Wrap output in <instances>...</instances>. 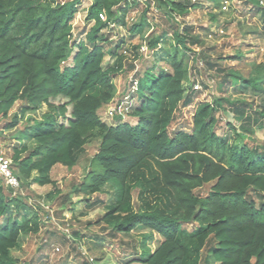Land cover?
<instances>
[{
    "label": "trees",
    "instance_id": "trees-1",
    "mask_svg": "<svg viewBox=\"0 0 264 264\" xmlns=\"http://www.w3.org/2000/svg\"><path fill=\"white\" fill-rule=\"evenodd\" d=\"M260 2L253 6L264 12ZM213 3L220 7L222 0ZM81 4L82 0H0V117L10 118L7 128L13 129L27 111L49 109L21 131L13 149L12 168L22 186L32 181L36 170L41 185L54 186L47 195L52 199L59 191L54 167L75 166L86 145L99 136L98 151L77 191L92 196L117 181V196L104 204L98 223L113 236L141 234L148 245L143 254H126L121 264H201L205 252L206 264H264V147L230 143L218 133V113L224 101H231L224 97L200 101L191 130H171L198 92L196 80L185 86L189 69H199L202 58L208 68L218 66L221 72L222 57L216 60L206 51L192 49L188 42L195 44L196 37L191 27L173 29L174 42L163 57L168 66L146 70L138 81V101L129 111L136 122L124 120L118 104L112 105L115 81L128 71L127 65L134 66L132 52L138 58L141 45H129L124 36L112 46L111 34L114 25L121 24L132 37L143 36L151 24L152 1L130 25L137 0H93L86 15L90 29L84 39H76L74 20ZM157 5L167 26L168 17L175 19L176 13L197 4L157 0ZM167 30L149 38L150 51L168 43ZM188 51L194 62L191 68L185 64ZM107 56L115 59L105 65ZM234 78L237 85L264 90L257 87L255 77L234 72L226 76L233 84ZM19 101L22 108L13 113ZM244 110L237 108V115L244 116ZM259 113L264 117V110ZM139 187L136 207L133 191ZM9 189L0 177V218L7 216L0 223V264H14L11 252L20 246L22 233H38L44 224L37 215L17 221L26 204ZM86 206L95 203L86 199Z\"/></svg>",
    "mask_w": 264,
    "mask_h": 264
},
{
    "label": "rangeland",
    "instance_id": "rangeland-1",
    "mask_svg": "<svg viewBox=\"0 0 264 264\" xmlns=\"http://www.w3.org/2000/svg\"><path fill=\"white\" fill-rule=\"evenodd\" d=\"M65 1V0H64ZM93 0H82L80 11L74 20V36L84 39L91 24L86 22L87 10ZM152 1L149 12L151 24L144 29V35L131 36L128 27L116 24L112 30L110 45H114L121 37L126 36L130 44H140V56L133 55V65H127L128 71H123L116 78L117 92L112 101L113 106H119V115L124 120L136 122L129 116V111L138 101V81L147 69L159 71L160 66H168L165 48H170L173 40V29L183 31L191 27L196 37V43L188 45L199 54L206 51L213 59H218L223 71L207 67L201 58L199 69H189L185 86L190 87L192 80H196L195 102L183 108L178 114L171 130L183 128L191 130L195 108L200 101H211L215 98L231 100L224 101V108L218 113L220 122L217 126L219 134H225L230 143H249L255 147H264V117L259 113L264 110V90H256L253 86L243 87L238 79H226L229 72L240 74L244 78L255 77L257 87L264 88V12L253 6L259 0L251 3L238 2V0H222L220 7L214 8L213 0H192L197 5L185 13H176V18L168 17L169 24H165L158 10L157 0ZM260 6H264L261 0ZM138 5L129 14V24H133L141 17L148 0H137ZM256 7V8H255ZM212 13L217 16L212 19ZM171 26V28L169 27ZM168 28V43L160 44L154 52L147 47L151 36L160 35ZM107 31V30H106ZM190 40V39H189ZM182 52V51H181ZM180 52V53H181ZM192 52V51H191ZM190 51L185 58L188 68L193 65ZM240 55V56H239ZM115 58L107 56L105 65L111 64ZM199 70V71H198ZM228 78V77H227ZM238 81V82H237ZM224 82L223 89H220ZM22 102L19 101L13 113L20 111ZM245 109L244 116H239L236 109ZM47 106L38 110H29L22 117L17 128L8 129L10 118L0 117V155L11 158L18 136L26 127L34 125L41 120L48 111ZM105 114V111H104ZM106 115V114H105ZM240 134L237 133L236 129ZM101 138L96 136L87 145L79 162L69 167L58 164L54 167L52 175L57 182L59 191H55L52 199H48L49 192L54 191L52 184L41 185L38 182V171L32 172V181L25 182L21 189L10 190L20 197L26 205L22 208L23 215L16 220L22 221L24 215L34 218L39 216L44 222L38 233H22L20 246L13 249L11 254L14 264H121L132 251L143 254L148 250L145 237L141 234H119L113 236L103 223H98L105 212L104 204L114 197L118 186L116 180L106 184L104 190L88 196L77 191V187L85 178L92 157L98 151ZM36 144L31 142V146ZM139 188L133 191L135 206L139 205ZM210 184L202 191L206 193ZM14 195V194H13ZM148 197H155L151 195ZM86 199L95 203L89 208ZM157 199V196L156 198ZM16 210H13L14 213ZM82 212V213H81ZM7 216L0 218V223L6 221ZM191 227V226H190ZM204 253L201 264H206ZM206 255V256H205Z\"/></svg>",
    "mask_w": 264,
    "mask_h": 264
},
{
    "label": "built area",
    "instance_id": "built-area-1",
    "mask_svg": "<svg viewBox=\"0 0 264 264\" xmlns=\"http://www.w3.org/2000/svg\"><path fill=\"white\" fill-rule=\"evenodd\" d=\"M104 18V14H100ZM114 111H110V115H113ZM0 177L2 178L6 187L14 190L22 188V182L15 174L12 168V161L6 156L0 155Z\"/></svg>",
    "mask_w": 264,
    "mask_h": 264
}]
</instances>
